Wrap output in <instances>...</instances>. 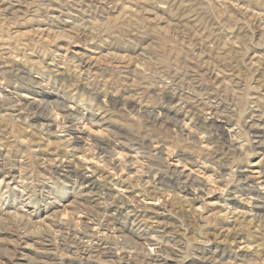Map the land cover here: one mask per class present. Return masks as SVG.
Masks as SVG:
<instances>
[{
  "label": "rangeland",
  "instance_id": "obj_1",
  "mask_svg": "<svg viewBox=\"0 0 264 264\" xmlns=\"http://www.w3.org/2000/svg\"><path fill=\"white\" fill-rule=\"evenodd\" d=\"M0 264H264V0H0Z\"/></svg>",
  "mask_w": 264,
  "mask_h": 264
}]
</instances>
